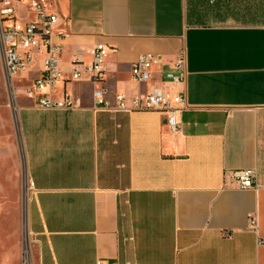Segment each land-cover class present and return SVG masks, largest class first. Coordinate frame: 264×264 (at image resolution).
Masks as SVG:
<instances>
[{
	"label": "crops",
	"instance_id": "obj_1",
	"mask_svg": "<svg viewBox=\"0 0 264 264\" xmlns=\"http://www.w3.org/2000/svg\"><path fill=\"white\" fill-rule=\"evenodd\" d=\"M50 2L67 79L75 58L90 65L98 44L109 52L102 83L67 80L33 100L24 91L43 53L10 82L3 74L26 156L32 263L264 264V0ZM181 51L183 85L167 78ZM144 56L158 61L139 84L131 69ZM152 87L185 92L179 132L160 111L95 105L97 91L115 106ZM64 91L74 108L41 107ZM244 170L256 172L255 188L236 187Z\"/></svg>",
	"mask_w": 264,
	"mask_h": 264
},
{
	"label": "built area",
	"instance_id": "obj_2",
	"mask_svg": "<svg viewBox=\"0 0 264 264\" xmlns=\"http://www.w3.org/2000/svg\"><path fill=\"white\" fill-rule=\"evenodd\" d=\"M60 18L50 0H0V40L3 48V67L7 80L28 72L34 63V54L43 53V72L32 84L25 89V96L33 100L44 91L54 92L65 81L79 82L88 80L94 84L105 80L104 64L108 57V48L102 44L95 46L93 61L85 65L75 58L72 64L71 77L66 78L61 70L62 45L54 41ZM65 35H59L58 40H64ZM158 58L144 56L131 69L132 79L144 84L151 80V70ZM175 73L167 78L173 84H185L188 76L187 56L181 51L174 63ZM105 91L95 92V105L108 110L123 112L160 111L166 116L165 125L173 132L180 131L179 117L186 109V94L184 91L169 95L162 90L151 88L146 94H139L128 100L125 96H117L116 105L112 106L105 99ZM46 110H69L75 107L72 97L64 91L60 100L42 97L39 101ZM236 187L248 190L256 187L257 175L254 170H244L233 174ZM251 228H257V218L249 215ZM263 243V242H262ZM23 264H33L26 250ZM98 264H107L98 262Z\"/></svg>",
	"mask_w": 264,
	"mask_h": 264
},
{
	"label": "rangeland",
	"instance_id": "obj_3",
	"mask_svg": "<svg viewBox=\"0 0 264 264\" xmlns=\"http://www.w3.org/2000/svg\"><path fill=\"white\" fill-rule=\"evenodd\" d=\"M3 63L0 40V161L8 169L6 180L0 178V264H23L32 244L29 180L15 94L4 78Z\"/></svg>",
	"mask_w": 264,
	"mask_h": 264
}]
</instances>
